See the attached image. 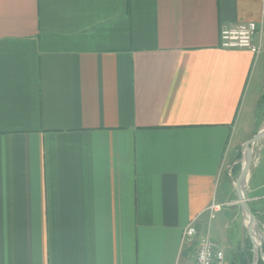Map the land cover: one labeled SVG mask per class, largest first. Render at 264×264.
<instances>
[{"label":"crops","instance_id":"0c3cea01","mask_svg":"<svg viewBox=\"0 0 264 264\" xmlns=\"http://www.w3.org/2000/svg\"><path fill=\"white\" fill-rule=\"evenodd\" d=\"M244 22L258 54L220 47ZM263 75L262 0H0V264H195L206 237L232 251L209 222L247 234L232 169Z\"/></svg>","mask_w":264,"mask_h":264},{"label":"rangeland","instance_id":"374dc122","mask_svg":"<svg viewBox=\"0 0 264 264\" xmlns=\"http://www.w3.org/2000/svg\"><path fill=\"white\" fill-rule=\"evenodd\" d=\"M263 55L260 57V60L262 59ZM256 64L259 66L256 69L257 78L259 77L258 72L259 68L262 66L260 64V61L258 63V59L256 60ZM262 81V89L261 93L264 91V75L261 76ZM264 103L259 100L258 104L256 105V108L250 118V120L243 122L241 135H244L243 133H258V131L263 127L264 124ZM240 139L239 133H236V135L230 137L229 139V146L233 147L235 142ZM250 140V139H249ZM252 165L256 163L257 166V181L259 184L264 185V141L260 140L256 142L252 147ZM242 159H243V150L241 147V150L239 151L237 158H236V164L240 167L242 165ZM240 169L237 173L233 174V180L236 181V178L238 177V174L240 172ZM264 204V201H262ZM251 210V209H250ZM228 214V213H226ZM257 219V218H256ZM246 223V221H245ZM209 227L211 228V236L213 239H217L221 244L224 245V247H228L227 245L231 246V250L227 252V250H224V262L225 264H237L234 261L235 254L242 250L247 243L249 242L248 236L246 233H244L242 229V217L240 218H233L232 215L229 217L227 215H219L215 219H211L209 222ZM257 230L264 235V229L261 228L259 222L257 223ZM218 243V242H217ZM200 244V243H199ZM219 244V243H218ZM227 244V245H226ZM199 246V245H198ZM221 247V246H220ZM198 249V247H197ZM253 247H251L252 251ZM223 250V249H222ZM197 251V250H196ZM262 253H263V259H264V244H262ZM196 256V253H195ZM254 260V259H253ZM262 260V259H260ZM263 261V260H262Z\"/></svg>","mask_w":264,"mask_h":264},{"label":"built area","instance_id":"2783aa9c","mask_svg":"<svg viewBox=\"0 0 264 264\" xmlns=\"http://www.w3.org/2000/svg\"><path fill=\"white\" fill-rule=\"evenodd\" d=\"M264 2V0H262ZM259 25L256 22L239 23L236 26L223 28L220 31V47L223 49H245L253 54H258L259 47L254 43ZM209 210L213 213L218 210L216 204H212ZM196 235V230L191 223L184 230L183 240L190 241ZM195 264H225L224 252L220 245L210 239L204 238L196 251Z\"/></svg>","mask_w":264,"mask_h":264},{"label":"water","instance_id":"95a60500","mask_svg":"<svg viewBox=\"0 0 264 264\" xmlns=\"http://www.w3.org/2000/svg\"><path fill=\"white\" fill-rule=\"evenodd\" d=\"M260 140L264 141V124L263 127L258 131V133H256L250 140H248L242 145V150H243L242 165L238 177L236 178V181L234 183L237 202L239 204L242 213L244 214L245 221H247V224L245 223V230L248 234V237L253 247L252 254L254 260L252 264H258L260 259H262L264 262L263 253H262V244H264V235H262L257 230L258 220L250 210V207L247 203L245 197V188H246L248 176L253 169V166L251 167L252 165L251 147Z\"/></svg>","mask_w":264,"mask_h":264},{"label":"trees","instance_id":"16d2710c","mask_svg":"<svg viewBox=\"0 0 264 264\" xmlns=\"http://www.w3.org/2000/svg\"><path fill=\"white\" fill-rule=\"evenodd\" d=\"M264 103V95L262 96L261 103ZM240 167L236 164L232 172L233 174L237 173L239 171ZM252 213L254 211L252 210ZM234 262L237 264H252L253 263V254L251 251V244L250 242L247 243V245L240 251H238L234 256ZM258 264H264L262 260H259Z\"/></svg>","mask_w":264,"mask_h":264},{"label":"bare ground","instance_id":"6f19581e","mask_svg":"<svg viewBox=\"0 0 264 264\" xmlns=\"http://www.w3.org/2000/svg\"><path fill=\"white\" fill-rule=\"evenodd\" d=\"M246 224H247V221H246ZM258 244V243H257Z\"/></svg>","mask_w":264,"mask_h":264}]
</instances>
